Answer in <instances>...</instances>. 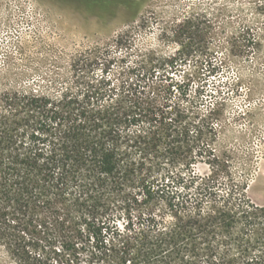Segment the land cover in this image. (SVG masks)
Wrapping results in <instances>:
<instances>
[{
	"label": "trees",
	"instance_id": "trees-1",
	"mask_svg": "<svg viewBox=\"0 0 264 264\" xmlns=\"http://www.w3.org/2000/svg\"><path fill=\"white\" fill-rule=\"evenodd\" d=\"M176 61L137 66L120 94L106 88L108 78L81 75L79 90L0 93L1 248L27 254L43 247L56 264H65L60 257L75 264H264V207L235 201L191 212L180 201L183 171L196 179L199 159L215 175L228 163L201 142L204 131L215 135L217 110L191 121L186 109L140 100L141 83ZM180 91L186 98L189 84ZM133 185L144 198L134 201L142 209L136 222L127 197ZM157 199L168 214L149 210ZM118 208L123 230L111 217Z\"/></svg>",
	"mask_w": 264,
	"mask_h": 264
},
{
	"label": "rangeland",
	"instance_id": "rangeland-1",
	"mask_svg": "<svg viewBox=\"0 0 264 264\" xmlns=\"http://www.w3.org/2000/svg\"><path fill=\"white\" fill-rule=\"evenodd\" d=\"M171 58H177L174 66L141 83L140 100L186 109L191 121L217 110L215 135L204 131L201 142L228 163L215 175L207 159H199L196 179L183 171L180 201L191 212L235 201L264 207V0H0V93L79 90L74 81L81 75L108 78L106 88L120 94L134 82L137 66ZM141 129L145 125L131 131ZM127 197L136 222L142 209L134 201L144 198L137 185ZM155 201L149 210L169 213L166 201ZM123 212L111 214L121 230ZM26 252L0 247V264H56L48 249Z\"/></svg>",
	"mask_w": 264,
	"mask_h": 264
}]
</instances>
